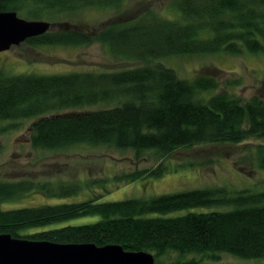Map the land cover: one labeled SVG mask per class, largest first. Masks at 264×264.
Returning <instances> with one entry per match:
<instances>
[{"label":"trees","instance_id":"obj_1","mask_svg":"<svg viewBox=\"0 0 264 264\" xmlns=\"http://www.w3.org/2000/svg\"><path fill=\"white\" fill-rule=\"evenodd\" d=\"M121 4L119 0H0V11H16L26 19H46L51 28L63 27L26 43L86 46L96 40L116 60L144 63L57 75H11L0 69V121L35 118L29 137L34 148L62 151L88 144L132 150L138 160L145 151L165 158L197 145L264 140L263 96L238 97L237 79H226L225 90L218 92L221 83L214 71L186 79L162 63L172 57L264 55V0H174L171 6L180 11L181 20L151 10L133 20L103 24L97 33L71 21L90 8ZM13 125L0 126V133ZM247 150L252 170L264 171V143ZM169 170L161 162L116 178L135 182L162 177ZM37 186L29 180L0 181V203L39 190ZM78 190L75 185L51 194ZM86 216L98 219L60 224ZM3 233L59 243L119 244L129 251L153 253L155 264H201L203 258L197 256L216 260L222 254L264 261V187L223 185L150 198L94 197L0 209ZM169 253H178V259L163 260Z\"/></svg>","mask_w":264,"mask_h":264},{"label":"rangeland","instance_id":"obj_2","mask_svg":"<svg viewBox=\"0 0 264 264\" xmlns=\"http://www.w3.org/2000/svg\"><path fill=\"white\" fill-rule=\"evenodd\" d=\"M173 1L119 0L123 4L118 7L90 8L87 12L71 17V21L75 26L88 31L95 30L97 33L107 23L133 20L151 10L163 17L181 20L180 11L171 6ZM61 28V25L54 24L51 29ZM162 63L186 79H192L204 70L214 71L221 83L218 92L225 90L226 79H237L239 84L234 87V92L238 97L249 99L255 94L264 97L263 54L244 52L240 56L212 54L172 57L164 59ZM143 64L141 61L112 58L103 43L96 40L86 46H35L23 42L0 52V69L11 75L106 71ZM216 67L225 72L217 71ZM34 120L35 118L13 122L0 121V126L14 124L0 133V181L29 180L38 184L39 189L25 191L16 200L0 203V209L80 202L94 197H98L100 201L150 198L211 186L225 185L233 189L264 187V171L252 170L247 160V149L264 143L262 139L252 138L235 144H204L181 148L165 158L155 151H145L138 160L132 150L92 147L88 144L72 146L62 151L34 148L29 139ZM161 162L170 168L162 177H147L135 182L116 178L124 172H131L136 168H152ZM242 166L245 169L241 170ZM75 185H79L77 193L62 196L51 194L64 193ZM96 219L97 216H86L60 224H82ZM178 257V253H169L162 259L175 260ZM197 258H203L201 264H264L263 260L249 262L229 254H222L221 258L216 260L200 256Z\"/></svg>","mask_w":264,"mask_h":264},{"label":"water","instance_id":"obj_3","mask_svg":"<svg viewBox=\"0 0 264 264\" xmlns=\"http://www.w3.org/2000/svg\"><path fill=\"white\" fill-rule=\"evenodd\" d=\"M51 29L47 20H31L16 11H0V52L43 35ZM148 251H129L119 244L59 243L0 234V264H155Z\"/></svg>","mask_w":264,"mask_h":264}]
</instances>
